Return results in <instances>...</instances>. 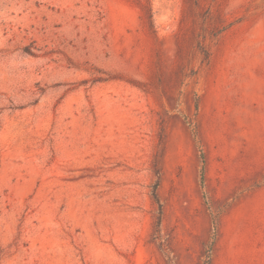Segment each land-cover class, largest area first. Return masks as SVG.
Here are the masks:
<instances>
[{
	"label": "rangeland",
	"instance_id": "rangeland-1",
	"mask_svg": "<svg viewBox=\"0 0 264 264\" xmlns=\"http://www.w3.org/2000/svg\"><path fill=\"white\" fill-rule=\"evenodd\" d=\"M209 248L264 264V0H0V264Z\"/></svg>",
	"mask_w": 264,
	"mask_h": 264
},
{
	"label": "trees",
	"instance_id": "trees-1",
	"mask_svg": "<svg viewBox=\"0 0 264 264\" xmlns=\"http://www.w3.org/2000/svg\"><path fill=\"white\" fill-rule=\"evenodd\" d=\"M200 158H201V163L203 165L204 163L203 156H200ZM202 173H203V166L201 167V177H202ZM203 264H210V248L206 251L205 261Z\"/></svg>",
	"mask_w": 264,
	"mask_h": 264
}]
</instances>
